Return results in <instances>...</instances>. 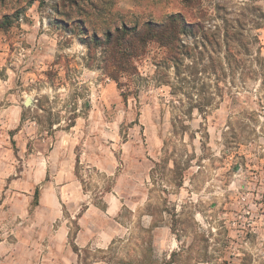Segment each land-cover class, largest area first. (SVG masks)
<instances>
[{"label":"rangeland","instance_id":"374dc122","mask_svg":"<svg viewBox=\"0 0 264 264\" xmlns=\"http://www.w3.org/2000/svg\"><path fill=\"white\" fill-rule=\"evenodd\" d=\"M178 13L171 49L132 38ZM259 96L264 0H0L6 254L264 264Z\"/></svg>","mask_w":264,"mask_h":264},{"label":"trees","instance_id":"16d2710c","mask_svg":"<svg viewBox=\"0 0 264 264\" xmlns=\"http://www.w3.org/2000/svg\"><path fill=\"white\" fill-rule=\"evenodd\" d=\"M4 18L7 19V16H5ZM177 26H178V28L180 27V29L182 30L180 32L182 34H184L185 33L184 30L186 28V22L183 20V18L181 17V15L179 13L169 16L167 18V22L164 24L147 22V23L143 24V26L140 30H136L134 27V29H133L134 32L132 31V33H133L132 38H135L138 43L142 44L146 41L145 39H147L150 36L157 37V38L159 37L158 40H161V41H158V43L161 44L165 48L171 49L173 42L177 41V43H179V40L177 39V36H176V32L174 30V29H176ZM120 29L121 30L124 29V31H125V30H128V27L125 23H122V28H120ZM162 38H164L165 41ZM252 67H253V65H252ZM252 67H244L245 71L243 74L247 75L248 73L249 74L256 73V70L252 69ZM260 69H261V67H260ZM257 99H258V101H260V104H261L260 107L262 108V111H264V107L262 105V104H264V97L259 96V97H257ZM35 107H37V109L42 107L40 100L36 101ZM71 112H74V111H71ZM202 115L205 116L206 113H202ZM74 119H75V115H74V113H72V115H70V117H68V119H67L70 121L67 125V128L72 126ZM58 120L59 119H57V116H55L53 113L49 112L47 115V120H45V125L43 126L42 130L46 131V132H52L54 125H60V121H58ZM36 194L37 193H35V195ZM73 251L77 254L79 252L76 248H74ZM135 264H139V263H135ZM165 264H169V263H165Z\"/></svg>","mask_w":264,"mask_h":264},{"label":"crops","instance_id":"0c3cea01","mask_svg":"<svg viewBox=\"0 0 264 264\" xmlns=\"http://www.w3.org/2000/svg\"><path fill=\"white\" fill-rule=\"evenodd\" d=\"M82 233H84V229L79 230L77 237H76L77 243H78V239L80 237V234H82ZM78 245H79V243H78ZM79 246H81V245H79ZM7 251L8 250L6 249L4 242L1 241L0 242V264H5V261L11 262V263L13 262V258L11 257V254H9V255L6 254ZM78 251L80 252V250H78ZM70 255H74V256H76V258H78V254L75 253L73 250H71L70 252L67 251L65 254V257H64L67 264H70V262H71ZM57 259H58L57 256L56 257H47L46 255H42L41 257L38 258L37 264H56V263L59 264V262H57ZM13 264H14V262H13ZM19 264H22V263L19 262Z\"/></svg>","mask_w":264,"mask_h":264}]
</instances>
